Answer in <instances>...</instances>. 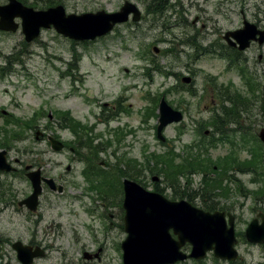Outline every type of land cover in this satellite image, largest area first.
<instances>
[{"label": "rangeland", "instance_id": "374dc122", "mask_svg": "<svg viewBox=\"0 0 264 264\" xmlns=\"http://www.w3.org/2000/svg\"><path fill=\"white\" fill-rule=\"evenodd\" d=\"M128 1L140 9L141 20L119 25L92 42L68 40L52 28L42 30L31 43L25 42L20 29L11 34L0 31V150H6L8 162L15 168V160L23 164L14 174L0 172V264H19L10 246L15 241L45 246L46 257L34 264H82L80 248L85 246L90 252L101 243L108 246L101 260L93 259L91 264H121L122 252L116 246L125 233L112 228L103 240L102 225L96 217L104 210L105 214L120 210L121 179L125 175L149 190L159 188L172 199L173 189L158 170H153L151 161L152 155L166 150L174 149V164L181 161L182 148L202 153V159H210V169L214 162L219 167L227 157L234 160L223 172L220 167L200 174L192 170L178 180L179 194L174 200L189 197L198 207L212 204L228 210L235 216L238 234L244 232L256 209L264 212L261 200L256 202L252 193L264 188V162L254 164V173L241 170V163L254 154L257 160L264 157L257 138L258 130L264 128V94L260 91L264 90V57L262 63L257 57L264 51L254 45L239 57L237 62L243 67L232 62L229 68L219 57L218 44L222 30L240 27L241 11L249 22L264 20V0H158L149 8L144 0L139 4ZM23 2L38 10L59 3L66 14L80 15L98 10L114 12L125 0ZM5 3L7 0H0V4ZM195 16L202 21L192 25ZM201 25L205 27L202 32ZM154 46L159 53L154 54ZM186 76L192 77L187 85L181 82ZM256 78L260 89L247 102L246 112L242 111L235 124L224 121L220 133L216 132L212 118L221 117L220 105L229 106L223 100L233 93L245 96L250 88L247 81ZM161 97L184 113L180 123L162 131V143L155 135ZM3 110L6 114L1 113ZM64 115L71 117L70 126L79 131L78 135L61 121ZM39 132L42 135L37 140ZM50 134L66 143L67 149L60 153L50 150L45 140ZM79 138L82 148L74 149ZM206 144L211 146L208 156L202 151ZM28 164L42 167L45 175L64 186L62 195L54 194L53 203L48 197L41 198L36 213L16 206L31 192L23 176ZM86 168L108 175L88 177ZM117 172H121V179ZM152 176L159 180L152 182ZM210 184L215 185L214 193L206 196ZM99 189L111 191L104 196ZM89 227L99 231L97 243L91 241ZM235 248L239 254L235 264H264L262 250L245 239L239 238ZM182 250L188 252L189 248ZM182 264L232 263L216 260L208 253L203 261L186 260Z\"/></svg>", "mask_w": 264, "mask_h": 264}, {"label": "water", "instance_id": "95a60500", "mask_svg": "<svg viewBox=\"0 0 264 264\" xmlns=\"http://www.w3.org/2000/svg\"><path fill=\"white\" fill-rule=\"evenodd\" d=\"M129 14L131 20L138 22L140 13L128 1L115 11L107 13L97 11L95 13H82L80 15L64 12L62 6L45 10H34L19 3L17 0H8V4L0 5V30L5 32H16L21 26V33L26 42L37 38L41 29H49L51 26L56 33L75 41H92L109 33L116 24L125 23ZM20 19V24L15 21ZM259 43L264 41V32H261L253 24L244 21L242 30L227 33L238 41L239 51L247 48L255 36ZM157 52L156 49H154ZM191 80L186 76L182 82L187 84ZM159 118L156 135L161 142L165 141L162 130L168 124L177 123L182 119L179 111H174L161 98L158 107ZM41 133H37L36 139ZM42 135V134H41ZM258 138L264 146V128L258 133ZM50 147L54 151H61L63 143L55 140L51 135L47 137ZM69 166L66 170H69ZM28 169V167L26 168ZM11 165L6 162V154L0 151V171L9 172ZM39 170L26 174L31 182L33 191L29 197L19 202L25 205L28 210L35 211L37 197L41 192V177ZM153 181L157 180L152 178ZM43 181L57 192L62 193L63 187H56L53 179L43 178ZM124 201L122 206L125 209V225L127 237L121 244L122 264H175L183 262L187 258L201 260L205 258L206 252L213 250L214 257L227 261H235L237 253L233 248L236 243L234 236V217L228 214V225L225 221V213L215 211L210 214L191 206L189 203L180 200L172 202L165 200L158 193H150L140 187L137 183L123 180ZM176 236L173 239L170 234ZM249 243H261L264 239V219L261 225L250 223L245 231ZM191 245L190 254L181 252L180 248L185 244ZM16 252L20 264H32L34 258L44 257L39 247L31 248L21 241L11 244Z\"/></svg>", "mask_w": 264, "mask_h": 264}, {"label": "trees", "instance_id": "16d2710c", "mask_svg": "<svg viewBox=\"0 0 264 264\" xmlns=\"http://www.w3.org/2000/svg\"><path fill=\"white\" fill-rule=\"evenodd\" d=\"M156 9L158 10L157 7ZM71 65L73 64L71 63ZM247 82H250V86H249L250 88H248L249 90L247 91V94L245 96L242 97L241 94L233 93L232 95L228 96V100L226 99L223 100L224 103L227 101L229 103V106H225L224 104L220 105L219 110L222 112L221 117L217 116L212 119L214 121L216 132H219V129H221V127L223 126L224 121L229 124H235V122L238 121L237 119L238 117H240L242 111L246 112L247 102L251 100V98H254L253 96L255 95L257 88L258 90L260 89V85H259L260 82L258 78L250 79ZM253 87L254 89H251ZM260 91H261V95H263L264 90L262 89ZM219 98H220V101H222L223 98L220 95H219ZM154 113L155 112H153V114ZM70 120H71L70 116L64 115L61 121H64L66 126H68L69 128H73L72 131L78 135L79 131L76 130V128L70 126ZM221 132L224 133V129ZM208 147L211 148L210 145L206 144L205 148H203L202 150L206 155L208 154L207 153L208 151L207 149H209ZM95 149H97V146H95ZM171 155H173V150L169 152L160 153V155L155 154V155H152L153 158L151 159V161H152V165H154L153 170H158L157 172L164 177L166 183L167 184L169 183L171 188L175 192H176V184L179 183L178 180L183 179V177L187 175H190L192 170H195L196 173L200 174L202 172H206L208 170H213L215 168L220 167L221 171L223 172V171H226L228 163L231 162L234 164L233 158L227 157L229 159H225V161L220 162L219 167H218L217 162H214L212 165L213 169H210V167H208V164H207L211 162L209 161L210 159H207V160L202 159L201 155L203 154L199 153L197 150H194L193 148H189V149L187 148L185 150L184 149L182 150V155H180L181 161H179L178 164H174V158H172ZM259 161L263 162V160H257V157L254 154V157L251 160H248V162L245 161L241 163V166H244V168H241V167L240 168L243 172L250 171L254 173L255 169L257 168L256 166H254V164ZM214 184H210L209 187L211 190H208L206 192L207 194L206 196L214 193V191H212V189L215 188ZM218 187H220V183L218 184ZM260 192L254 193V194L258 195L260 194ZM173 195L177 197L178 193L177 192L173 193ZM208 209H211V208H208Z\"/></svg>", "mask_w": 264, "mask_h": 264}, {"label": "flooded vegetation", "instance_id": "af4514ba", "mask_svg": "<svg viewBox=\"0 0 264 264\" xmlns=\"http://www.w3.org/2000/svg\"><path fill=\"white\" fill-rule=\"evenodd\" d=\"M139 1L140 0H137V4H139ZM144 1H146L147 6L149 8L150 5L151 6L155 5L156 4V1H158V0H144ZM163 1L164 2H167L168 0H163ZM228 2L231 3V0H229ZM240 14H241V24H240V27H241L242 22H243L244 19H246V17L243 15V11H241ZM201 21L202 20L198 16H195L194 19L191 20V24L192 25H196V23H199ZM253 23L256 25V27H258L259 30L264 31V20H262V19H256V20L253 21ZM240 27H236V28L231 29V30H222V34L219 35L220 37H219V43L218 44L221 45L219 52L220 53H223V51H225L227 53H229V52L232 53L233 52L234 56H237L239 58L241 55H244V53L247 50H249L251 47H253L254 45H256L257 50L262 49L264 51V43L260 45L258 42H254L243 53H240L239 51H237L236 47H234L232 45H229L227 42H225V40H223V34H225L227 32L234 31V30H238V29H240ZM204 28H205L204 25H201L200 26V29H201L200 32H202V30H204ZM263 57H264L263 53H260L258 55V57H257V62L262 63L263 62ZM245 59H247V58H245ZM17 165L20 166V167H22L23 166L22 161L18 162ZM33 168H35V167L33 166ZM41 170H42L41 174H43L44 173V169L41 168ZM115 174H116V176L120 177V179H121V172H117ZM111 183H112V181H111ZM41 187H42V192H41V195L39 196V203H38L37 209L40 207L41 198L48 197L49 198V201L51 203H53L56 200V198L54 197V194H55L54 191L52 192L45 184H42ZM103 199L106 200V197L103 198ZM256 200L257 201H260L261 200V206L260 207H263L264 208V195H262L261 198H257ZM104 205L105 204H103V206ZM8 206H10V205H8ZM19 208H23V207H19ZM119 209L120 210L117 212V214H115V213L105 214V210H104L102 212V214H100V216L97 217L98 222H99V226L102 225L99 228L103 232V240L107 238V234L111 232L112 228L114 230H117V228H118L120 230V232H124L125 231L124 224H123V222H124V218H123V216H124V210H123V208H119ZM255 212L256 213H254V217L257 216L258 213H261V212L264 214L263 209H260V208L259 209H256ZM116 221H117V225L114 224V223H116ZM89 231L91 232V234H90L91 235V241L92 242L95 241L97 243L96 239H97V233L99 231L94 230L93 228H89ZM107 246H108L107 243H101V245L98 248H96V249L94 248L93 250H90V252H89V250L85 246H82L80 248V253L82 254V258H83V263L82 264H91V263H93V261H92L93 259L95 261H100L101 260V256H102V254L105 251V248ZM118 247H119V243H117L116 248H118ZM255 247H258L260 250H262L261 256L264 258V242H263V244L256 245ZM44 248H45V246H44ZM83 253H86V255H84ZM94 253H97L98 254V257L95 256ZM85 257H86V260L87 261H84Z\"/></svg>", "mask_w": 264, "mask_h": 264}]
</instances>
